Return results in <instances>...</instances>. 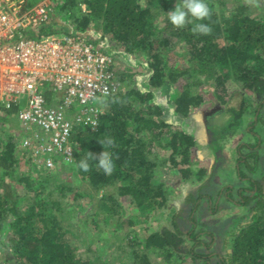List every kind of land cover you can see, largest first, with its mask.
Returning a JSON list of instances; mask_svg holds the SVG:
<instances>
[{"label": "trees", "instance_id": "16d2710c", "mask_svg": "<svg viewBox=\"0 0 264 264\" xmlns=\"http://www.w3.org/2000/svg\"><path fill=\"white\" fill-rule=\"evenodd\" d=\"M166 1L169 0H61L56 4L55 15L59 23L69 27L65 32L92 35L95 29L102 31L103 35L96 36L95 41L101 49L106 50L104 41L112 37L125 48L127 57L128 54L136 53L147 55L145 63L138 59L135 62L138 70L146 71L148 75L143 82L138 78L139 85L132 87L130 85L135 82L134 78L127 75L126 71L117 72L122 89L102 102L104 111L99 128L96 131L78 128L72 133L71 145L75 153L71 165L61 164L55 170L46 172L38 169L31 160L26 161L35 167L40 180H35L38 185L36 200L30 205L27 215L22 210V204L28 193L23 194L21 189H16L12 199L7 197L8 194L0 196V232L9 233L8 241L19 264H93L91 257L85 259L68 246L64 237L69 231H65L58 221L66 211L64 199L72 190L64 182V178H61L65 171L77 172L89 184L92 193L117 187L120 197L136 203L141 209L167 204L168 195L163 189L166 187L165 183L161 181L158 184L154 181L160 163L153 156L158 147H169L172 150L169 157L173 166L177 168L183 164L186 167L180 172L184 179L192 176L190 158L191 149L196 146V137L183 130L181 125L167 121L165 111L173 108V114L186 118L194 109L203 106L204 97L192 94L195 86H203L205 83L202 80L196 83L197 76L194 77V72L197 74V69L203 68L220 74L216 86L220 92H227L224 79L231 78L235 86L241 85L245 90L251 91L254 97H259L256 106L254 99L245 97L242 107L227 110L230 117L227 126L231 132L225 134L223 128L218 132V128L211 126L206 132H211L214 136L215 150L222 148L221 142L224 139L241 136L236 148L238 164L233 167L237 171L241 189L234 195L232 189L235 188L226 187V193L221 195L224 197L223 201L234 206L231 210L235 211L224 213L220 204L213 201L208 207L210 218L205 223L202 222L205 215L202 205H194L193 208L198 210L199 215L196 217L195 212L187 233L180 231L174 219V230H167L162 234L153 233L147 237L148 248L177 252L181 251L182 245L189 244L191 247L188 254L191 257L203 264H214L211 257L216 253L205 254L204 250L218 245L220 252L216 254L217 264H264V138L255 129V123L262 124L264 113V17L252 18L244 10L247 14L238 12L225 21L224 17L219 20L212 12L210 20L202 21L211 27L210 35L193 34V25H188L185 29L157 30L152 25L155 12ZM81 5L86 6L87 12L77 15L74 10ZM169 26L174 27L172 24ZM49 29L48 25H44L38 34H52L46 33ZM54 34L62 33L55 31ZM27 36L35 35L29 33ZM179 49L184 52L180 53V57L187 60L192 74L174 68L178 66L171 56ZM180 80L186 83L183 90L173 88L178 86ZM166 84L172 89L170 95L163 98L161 93ZM253 116L258 122L249 123ZM249 129H255V134H242ZM217 135L221 137H216ZM106 136L114 139V148L104 149L99 143ZM13 144L10 142L3 145L0 153L4 177L15 179V182L22 185L24 183L25 187L31 188L33 177L19 175L17 172L19 157L17 144ZM104 150L119 155L118 160L114 157L116 167L111 176L98 170L95 160L88 161L91 166L89 172L78 169V163L87 158L88 152L98 156ZM19 152L22 157V151ZM179 158L182 159L180 163L177 160ZM161 165L166 170L170 169V164ZM254 172L260 173L256 180L249 175ZM168 191L172 192L170 189ZM56 193L57 197L54 198ZM114 199L110 196L101 201L109 214H113L114 206L106 205V202ZM190 200L189 195L187 201ZM37 223L39 225L36 226ZM92 243L90 241V247L94 248ZM95 248L93 250L98 251ZM198 248L204 250L198 251ZM133 255L135 264H150L147 254L135 251ZM0 264H3L1 251Z\"/></svg>", "mask_w": 264, "mask_h": 264}, {"label": "rangeland", "instance_id": "374dc122", "mask_svg": "<svg viewBox=\"0 0 264 264\" xmlns=\"http://www.w3.org/2000/svg\"><path fill=\"white\" fill-rule=\"evenodd\" d=\"M60 1L50 0L52 12L46 24L50 29L46 33L54 34L55 31H59L62 34L68 33L65 31H68L69 27L59 23L58 17L55 15L56 4ZM178 2L179 0H169L157 8L152 24L155 29L171 30L172 28L176 30L175 27L169 26L171 22L168 20L166 14L173 11ZM205 2L208 3L212 12L219 20H222L224 17L225 21H227L236 16L238 12L247 14L244 10H247L252 18L264 17V0H259L258 7L248 5L245 3V0H205ZM74 12H77V15L86 13V6L81 5ZM55 22L59 24L57 25ZM102 35V31L95 29L92 35L87 34L86 36H89L88 38L92 36L96 41V36ZM104 44L106 51L114 55L118 71H126L127 75L131 76L132 79L134 78L135 82L130 86L135 87L139 85V79L142 82L146 79L147 72H140L135 61L138 59V61H144L145 63L147 61L146 58H148L147 55H138L136 53L135 55L128 54L127 57L125 48L112 37L106 39ZM181 52L179 49L171 56L178 66L174 68H178L179 71H184L186 74H192V71L188 69L187 60L180 57ZM196 72L198 73L195 74L194 72V77L197 76L195 82L197 83L202 80L205 83H203V86H195L192 89V94L204 97L205 102L203 106L194 109L186 118L173 113L171 116L165 115L169 119L167 121L171 124L181 125L183 130L193 133L196 137V146L191 149L192 154L190 158L192 176L184 179L183 174L180 172L181 169L186 167L183 164H180L177 168L173 166L169 157L172 150L169 147L166 149L158 147L153 156L160 163L154 181L158 184L163 181L166 185V187H163L168 195V202L165 206L141 209L136 203L129 202L127 199L120 197L117 187H108L98 193H92L89 184L86 180L79 177L76 174L77 172L65 171L61 174V178H64V182L69 184L72 189L64 199L66 211L62 217L58 218V221L64 226L65 231H69L65 233L64 240L73 251L81 254L83 258L90 259L91 257L93 264H135L133 255L135 251L147 254L150 264H203V262L195 260L188 254L191 247L189 244L182 245L181 251L177 252L170 249H149L147 237L153 233L159 232L162 234L167 230H174V219L180 231L187 233L191 228V218L196 213V217L199 215L198 210L193 208L194 205H202V209L205 210L202 222L209 220L208 207L213 201L218 205L220 204L223 212L235 211L231 210L234 206H230V204L223 201L224 197L221 195L226 193V190H224L226 187L235 188V190L232 189L234 195H237L239 189H241L240 185H238L239 178L237 177V171L233 170V167H236L238 164L236 148L241 136L236 135L233 138L224 139L221 142L222 148L215 150V144L213 143L214 136L211 132L208 134L206 132L210 126L218 128V132L222 128L225 130V134L226 132H231V129H228L227 126V120L230 118L227 110L242 107L245 97L254 99V105L256 106L258 105L256 101H259V97H254L251 91L245 90L241 85L235 86L231 78L224 79L226 87L229 90L226 88L227 92L222 93L216 87L218 85V77H221L218 72L215 70L210 71L209 69L205 70L204 68L197 69ZM185 86L184 80H180L178 86L176 85L173 88L183 90ZM169 89H172L169 84L163 87L164 91ZM262 114V124L255 123V129L258 135L264 138V113ZM254 121L258 122L255 116L252 117L249 123ZM0 129V153L3 150V145H8L10 142L18 146V139L16 138H18V133H20V123L15 121L14 117L3 121L0 120ZM255 129L252 131L250 129L246 130L242 134L246 136L249 135L248 132L255 134ZM209 130L211 131L210 128ZM239 132H241V129ZM216 137L220 138L221 136L217 135ZM216 139L218 140V138ZM19 151L21 150L18 147L19 166L17 172L19 175H30L33 177L30 182L31 188L25 187L24 183L22 185L15 182V179L4 177L5 170L1 167V163L0 196L8 194L7 197L12 199L16 189H21L23 194L28 193L22 204V210L27 215L30 205L36 200L35 196L38 185L35 183V180L38 182L40 180L38 179V175H36L35 167L27 163V159L20 157ZM177 160L180 163L182 159L179 158ZM260 162H263L262 157ZM162 163L170 164V169H164L161 165ZM249 175L254 180L260 177L259 172L250 173ZM168 189L172 192L169 193ZM189 195L191 196V200L187 201ZM110 196H113L115 199L111 202H106V205L110 204L114 206V210L112 208L113 214L107 213L105 204L101 203L103 199ZM55 197H57V193L54 194ZM37 225L39 224L37 223ZM8 235L9 233L0 232L1 262L3 264H19L14 249L8 241ZM90 241H93V247H96L95 249H98V251H94V248L90 247ZM197 250L201 251L204 249L198 248ZM204 251L205 254L212 252L219 254L220 252L218 245H213L209 250ZM216 254L211 257V261L214 264L218 262ZM95 257L98 258L96 259Z\"/></svg>", "mask_w": 264, "mask_h": 264}, {"label": "built area", "instance_id": "2783aa9c", "mask_svg": "<svg viewBox=\"0 0 264 264\" xmlns=\"http://www.w3.org/2000/svg\"><path fill=\"white\" fill-rule=\"evenodd\" d=\"M51 12L50 0H0V120L20 123L17 148L46 172L73 163L72 133L96 131L122 89L115 57L86 35L38 34Z\"/></svg>", "mask_w": 264, "mask_h": 264}, {"label": "clouds", "instance_id": "9594fccd", "mask_svg": "<svg viewBox=\"0 0 264 264\" xmlns=\"http://www.w3.org/2000/svg\"><path fill=\"white\" fill-rule=\"evenodd\" d=\"M250 6H259V0H245ZM168 20L176 29H185L188 25L191 27L193 34L210 35L212 32L211 27L203 23L202 21L210 20L212 16V9L209 7L205 0H179L173 11L168 12ZM99 143L106 149V147H115V141L113 138L106 136L105 139L99 140ZM115 160L119 159L118 154L104 150L98 156L88 152L86 159L80 160L77 167L78 169L89 172L91 166L89 160H95L96 167L101 170L104 175L111 176L115 171ZM71 163V159L67 161Z\"/></svg>", "mask_w": 264, "mask_h": 264}, {"label": "crops", "instance_id": "0c3cea01", "mask_svg": "<svg viewBox=\"0 0 264 264\" xmlns=\"http://www.w3.org/2000/svg\"><path fill=\"white\" fill-rule=\"evenodd\" d=\"M89 37V36H88ZM87 37V38H88ZM91 38L94 40V38L91 36ZM91 38H88L89 40H91L97 47H99L96 43H95V40L93 41ZM100 48V47H99ZM101 49V48H100ZM101 50H103V49H101ZM103 51H105L106 53L108 52V51H106V50H103ZM108 54H112V53H109L108 52ZM170 89L169 90H166V91H163V93H162V96H163V98L164 97H166L167 95H170ZM173 111H174V109L173 108H171V110H169V111H165V114L167 115V116H171L172 115V113H173ZM167 118V117H166ZM168 119V118H167ZM169 120V119H168Z\"/></svg>", "mask_w": 264, "mask_h": 264}]
</instances>
